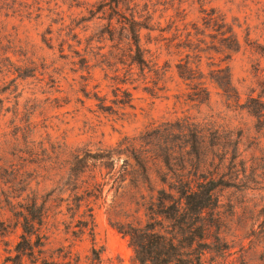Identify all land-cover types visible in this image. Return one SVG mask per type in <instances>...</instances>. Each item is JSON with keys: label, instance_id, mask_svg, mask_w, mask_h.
Listing matches in <instances>:
<instances>
[{"label": "rangeland", "instance_id": "1", "mask_svg": "<svg viewBox=\"0 0 264 264\" xmlns=\"http://www.w3.org/2000/svg\"><path fill=\"white\" fill-rule=\"evenodd\" d=\"M0 106V264H264V0H0ZM26 139L117 151L77 197L41 189L31 245ZM140 147L170 159L149 180L125 161ZM181 168L213 186L202 210L170 197Z\"/></svg>", "mask_w": 264, "mask_h": 264}, {"label": "trees", "instance_id": "2", "mask_svg": "<svg viewBox=\"0 0 264 264\" xmlns=\"http://www.w3.org/2000/svg\"><path fill=\"white\" fill-rule=\"evenodd\" d=\"M112 1L114 3H119L120 0ZM126 19L127 23H129L127 29L130 33V39L133 40L137 49V56H133V60L143 63L144 65L146 59L143 54L144 48L141 44L142 26L135 15ZM248 106L249 108L252 107L250 104ZM1 110L2 108L0 106V115ZM25 143L23 147L24 159L34 166L33 170L37 175L42 176V178L36 182V187L32 188V185L29 186L32 190L27 196L26 204L23 205V240L31 245L32 234L36 233V235H40V230L36 227V222L42 223L43 220L48 217V200L51 196L45 198L44 193L41 194V189H46L48 183L52 182L55 186L48 192L49 195L55 192H61L62 190H70L71 194L73 193L74 197H77L79 195V189L82 186L80 180L83 174L92 166H99L101 174L103 172L102 169L106 168V174L111 175V178L113 177L115 173L114 169L109 168H111V164H115V155L117 151L111 147L99 146L96 150H93L85 145H70L68 143H50V146H48L45 142H42L37 145L36 142L28 139H26ZM190 143L195 147L197 139L193 137ZM126 153L125 161L133 157L140 170H142L143 177L147 180L152 179V169L154 165L159 163L161 166L166 167L165 165H167L170 160L158 159L157 156H154V154L150 153V150L144 147H140V150L137 148L127 149ZM193 165H195V163ZM180 171L181 173L177 174L180 179L179 183L175 184V186H171L172 189H175L176 193L170 192V197L176 199L180 198V203L185 201L187 204L192 205L195 210H202L207 207L215 196L213 186L205 187L203 183L193 180L191 176L185 174V171H187L185 168H181ZM196 175L197 174H194V176ZM139 180L141 179L137 181L139 182ZM30 182L29 180L28 184ZM99 185L100 182L95 180L94 183L87 184L83 192L88 193L89 196L97 195ZM158 190L163 193L165 187L159 188ZM57 198L63 199L62 196L58 195L55 196L53 200ZM162 209L166 211L165 203L163 202ZM153 235L154 234L150 236L146 235L148 236L147 242H151V236ZM157 236H159V242L165 248L177 249L174 239L166 238L162 234H158ZM175 257L177 260L180 259L177 256ZM162 259L166 264L172 262V258ZM140 260L145 261L143 257H141Z\"/></svg>", "mask_w": 264, "mask_h": 264}]
</instances>
